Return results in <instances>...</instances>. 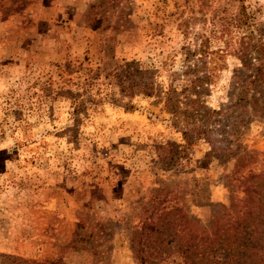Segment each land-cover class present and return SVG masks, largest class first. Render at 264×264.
Here are the masks:
<instances>
[{
	"label": "rangeland",
	"instance_id": "obj_1",
	"mask_svg": "<svg viewBox=\"0 0 264 264\" xmlns=\"http://www.w3.org/2000/svg\"><path fill=\"white\" fill-rule=\"evenodd\" d=\"M255 46L264 0H0V264H136L139 221L164 194L208 232L247 186L264 246ZM135 69L149 96H120Z\"/></svg>",
	"mask_w": 264,
	"mask_h": 264
},
{
	"label": "trees",
	"instance_id": "obj_2",
	"mask_svg": "<svg viewBox=\"0 0 264 264\" xmlns=\"http://www.w3.org/2000/svg\"><path fill=\"white\" fill-rule=\"evenodd\" d=\"M100 22V19L94 20L91 29H97ZM252 55V59H255L257 66L253 69L249 87L254 88L258 84L264 86V53L262 48L255 46ZM247 59L248 57L245 54L240 56L242 64H245ZM126 67L129 66L126 65ZM73 69H75V66L70 63L57 66V76L63 86L69 85V76ZM143 74L141 70L137 69L133 70L132 73H124L122 79H118L117 84L120 96H127L128 98L135 94L149 96L146 89L152 88H143L144 85L138 82L142 79ZM131 76L137 77V80H134ZM203 79L207 80L208 78L204 77ZM197 81L198 79L190 81L192 88L195 87ZM63 89L59 88V92H68ZM173 92V90L169 91L165 102L166 109L171 114L174 113L177 104ZM241 99L242 96L237 99V102ZM245 101L252 104L251 100L245 99ZM112 105L115 106V104ZM72 106L75 111L78 110L73 100ZM122 107L124 109L132 108L128 104H123ZM183 137L189 146V136L183 134ZM255 176L252 174L249 178ZM258 176L262 177L264 186V170ZM247 187L243 192V197L238 201L241 203L238 212H231L226 216L215 219L212 229L208 232L190 226L184 220V213L179 200L169 196V193L164 194L161 199H158L149 214L139 221V235L136 238V245H138L134 251L136 264H251L248 262L252 255L260 257L259 261L261 263L264 262V246H261L257 241L253 245V238L251 239V236L256 234L255 221L259 222L258 219L254 218L256 214L254 212L256 189ZM257 214L262 213L257 211ZM250 221L254 222L253 232L248 231L247 223ZM165 239V245H160ZM240 241L242 245L239 249L237 242ZM262 241L264 242V238ZM36 264L57 263L41 261Z\"/></svg>",
	"mask_w": 264,
	"mask_h": 264
}]
</instances>
